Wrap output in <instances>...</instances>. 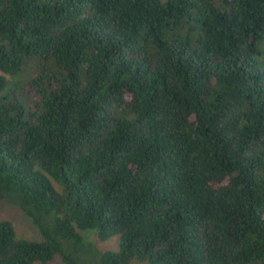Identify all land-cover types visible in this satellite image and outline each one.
Returning <instances> with one entry per match:
<instances>
[{
    "label": "trees",
    "instance_id": "16d2710c",
    "mask_svg": "<svg viewBox=\"0 0 264 264\" xmlns=\"http://www.w3.org/2000/svg\"><path fill=\"white\" fill-rule=\"evenodd\" d=\"M0 264H264V0H0Z\"/></svg>",
    "mask_w": 264,
    "mask_h": 264
},
{
    "label": "rangeland",
    "instance_id": "374dc122",
    "mask_svg": "<svg viewBox=\"0 0 264 264\" xmlns=\"http://www.w3.org/2000/svg\"><path fill=\"white\" fill-rule=\"evenodd\" d=\"M0 219L9 220L13 225L17 236L30 238V239L38 238V232L36 226L32 223L30 218L25 216L18 207L11 205L4 200H0ZM81 234L88 241H90L91 250L95 256V258L89 259L90 263L100 264L98 254L106 250L113 251L117 249V243L115 237H109L107 240L99 241L96 238V236L91 232L82 231ZM44 264H62V263L57 257H54L51 261ZM130 264H144V263L139 262L137 260H132L130 261Z\"/></svg>",
    "mask_w": 264,
    "mask_h": 264
}]
</instances>
